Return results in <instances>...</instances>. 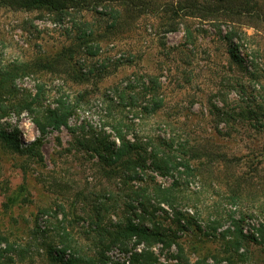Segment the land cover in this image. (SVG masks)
<instances>
[{
  "label": "rangeland",
  "instance_id": "rangeland-1",
  "mask_svg": "<svg viewBox=\"0 0 264 264\" xmlns=\"http://www.w3.org/2000/svg\"><path fill=\"white\" fill-rule=\"evenodd\" d=\"M151 1L142 14L130 4L122 8L112 28L111 16L122 7L113 0H89L63 19L48 9L0 3L3 69L58 52L74 42L75 25L101 32L88 43L96 55L75 54L65 73L40 69L8 81L18 91L2 96L7 111L0 112V131L24 146L41 135L36 120L47 121L46 108L62 101L74 110L59 127L48 125L40 157L0 141V264H64L58 251L66 252L64 260L95 257L100 206L108 227L128 219L153 228L154 218L160 220L162 230H175L193 262L206 256L213 264H264V241L258 242L264 223V18L212 10L226 1L200 0L194 10L181 7L190 0ZM70 72L85 73L86 80ZM41 88V103L21 109L19 102ZM119 128L140 145L142 169L115 173L82 145L100 138L119 142ZM175 181L185 197L175 209L150 195L153 186ZM133 186H147L153 204L147 212L131 197ZM176 209L196 223L178 228ZM237 226L256 240L247 239L231 263L222 250L231 239L227 230ZM147 249L175 262L169 254L176 245L148 247L132 238L112 243L103 264H133V254Z\"/></svg>",
  "mask_w": 264,
  "mask_h": 264
},
{
  "label": "trees",
  "instance_id": "trees-1",
  "mask_svg": "<svg viewBox=\"0 0 264 264\" xmlns=\"http://www.w3.org/2000/svg\"><path fill=\"white\" fill-rule=\"evenodd\" d=\"M102 1V0H97ZM121 5V8L115 10L114 14L111 16L113 22L109 26V28L116 27L118 25V21L122 18V8L124 9L125 6L131 5L133 9H136L138 13H145L151 10L152 4L155 3L153 1H146L134 3L131 0H113ZM221 3L226 1L227 5L222 6V4L218 6H212V10L217 12L219 15L225 17H231L230 15L236 14L238 16L242 15H249L256 17L258 19L264 18V10L260 9V1L259 0H217ZM200 0H190V2H181V7L188 8L190 7L194 10L196 7L199 8ZM0 3L3 5L14 6L21 9L26 10H33V9H48L52 14L55 15L56 19H63L64 12L69 10L70 8H84L85 6L89 5V0H0ZM129 6V7H131ZM235 7V8H233ZM154 10H160L157 6L153 7ZM196 13V12H194ZM221 13V14H220ZM75 29H78L79 32L77 33L74 42H71L69 45H65L61 47V49L56 52L49 54L48 56H37L30 62L19 63V64H11L6 66L4 69L0 67V112L5 113L7 111V107L3 106L2 102H4V98L2 97L4 94L17 92L15 88L9 85L8 81L11 79L13 80L14 77L23 75L30 72H37L40 69H45L48 71H52L56 74H60L68 69L66 66L68 61L73 59V56L79 52H87L90 55H96L95 52H91V46H88V43L95 41L101 38V32L95 34L96 31L93 29L85 30L83 26L78 27L75 25ZM81 48H84L81 49ZM86 50V51H85ZM70 54V56H68ZM59 66H62L61 68ZM67 67V68H66ZM72 72H70L71 74ZM73 75V73H72ZM74 78L84 81L86 80V74H79L78 72H74ZM44 91L42 88L39 93L31 98L30 100L25 98L21 102V109L28 108L32 109L35 104H40L42 101L41 92ZM29 92L26 93V95ZM30 96V95H29ZM74 107L65 104L64 102L59 101V108L51 109L46 108V119L47 121L44 122L42 120H36L38 129L41 135L36 137L31 142L22 144L19 140L16 139L15 136H12L10 133L7 134L5 131H0V141L8 148L16 150L18 153L24 155H32L36 157H40V145L44 141V135L48 133L47 127L48 125H52L53 127H59L64 121L73 113ZM126 131L128 128L124 127ZM119 142L116 141H107L105 139H97L88 141L86 144L83 142V146L85 149L90 150L91 153L96 154L100 157L102 162L107 166L111 167V170L118 173L121 169H134V168H143L144 164L146 163V158L142 154V149L138 143L131 141L127 134L119 128ZM171 146V144H169ZM171 157V156H170ZM168 161H172L167 156ZM155 160H160L161 162L164 161L162 157L160 159L155 156ZM185 162V161H184ZM181 163V162H179ZM183 164V163H182ZM185 167L190 170V166L187 162H185ZM170 169L166 170L167 172ZM165 172V173H167ZM109 174V172H107ZM113 175L114 173L111 172ZM175 181L173 186L168 187H161V186H153V193L150 195L153 196L154 200H159L160 202L166 203L167 205L173 207L175 205L182 204L184 202L185 197L180 196L179 190L175 189ZM147 186L142 187H135L133 186L130 189V195L134 199H137V203L144 209L143 211L147 212V209L153 207L146 199L147 194ZM101 206L97 208V212H95V228L94 231L98 234V246L99 249L96 253V256H85L86 258H70L64 260L66 252L60 253L58 251V258L59 260L63 261L64 264H76L77 261L79 264H83L86 261L90 262V264H103L108 259L109 256L107 251L110 249L111 244L120 242L121 244L125 245L127 240L136 238L137 243H146L148 247L152 246L154 243H162L165 247L170 248L171 245L177 246V252H169V258L174 259L175 262L167 263L159 260V257L153 252L151 249L144 250L141 253H135L132 256V263L133 264H213L208 261V257L203 256L200 257L197 261L193 262L191 258L185 251V248L181 244L179 240V236L176 235L175 230L173 228H163L160 226L161 221L157 220L153 222V228H149L143 224H134L129 222L130 220L126 219V221H121L112 224L111 226H105L102 224V217H101ZM231 214V213H230ZM232 216V215H231ZM154 216H152L153 219ZM244 217V216H243ZM146 217H144L145 220ZM151 218V217H150ZM175 218L177 221V227L187 230V224L193 225L196 223L192 217L186 215V212H183L180 209L175 210ZM182 220L185 221L186 224L182 223ZM234 224H240V220L232 219ZM219 223V222H218ZM199 227V225L197 224ZM260 232L261 240L264 241V223H262L261 228L258 229ZM226 234L231 235V239L227 240L228 242L224 244V249L222 252L224 253V257L229 260L231 263H234V256L238 253V251L243 247L244 242L252 238L256 240L254 234H246L243 231L242 227H235L234 231L227 230ZM0 239L2 240L3 238ZM66 247H70L71 240H65ZM108 241V242H107ZM126 241V242H125ZM69 242V243H68ZM3 251V250H2ZM2 257V253L0 254ZM216 258V256H214ZM219 257V255H218ZM217 260V259H216ZM218 262V260H217Z\"/></svg>",
  "mask_w": 264,
  "mask_h": 264
},
{
  "label": "built area",
  "instance_id": "built-area-1",
  "mask_svg": "<svg viewBox=\"0 0 264 264\" xmlns=\"http://www.w3.org/2000/svg\"><path fill=\"white\" fill-rule=\"evenodd\" d=\"M128 263H129V261H128Z\"/></svg>",
  "mask_w": 264,
  "mask_h": 264
}]
</instances>
